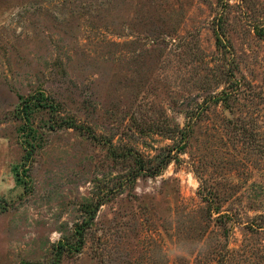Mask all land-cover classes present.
I'll return each instance as SVG.
<instances>
[{"label":"rangeland","instance_id":"obj_1","mask_svg":"<svg viewBox=\"0 0 264 264\" xmlns=\"http://www.w3.org/2000/svg\"><path fill=\"white\" fill-rule=\"evenodd\" d=\"M259 29L264 0H0V264H264Z\"/></svg>","mask_w":264,"mask_h":264},{"label":"trees","instance_id":"obj_2","mask_svg":"<svg viewBox=\"0 0 264 264\" xmlns=\"http://www.w3.org/2000/svg\"><path fill=\"white\" fill-rule=\"evenodd\" d=\"M263 29L262 30H258V32H259V34H261V35H263L264 36V33H263ZM229 94L227 93H224V96H228ZM186 130H184V132H185ZM91 218H94V213L92 212L91 213V216H90ZM85 226H78L77 228H76V233H77V235H79L80 236V238H82V235H83V232H84V230H85ZM79 248H80V244H77L76 245V249L77 250H79Z\"/></svg>","mask_w":264,"mask_h":264}]
</instances>
